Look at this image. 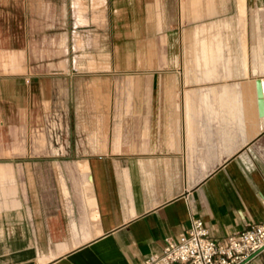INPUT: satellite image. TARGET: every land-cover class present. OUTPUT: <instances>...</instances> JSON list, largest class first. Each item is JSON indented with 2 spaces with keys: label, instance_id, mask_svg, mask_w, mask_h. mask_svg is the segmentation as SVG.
<instances>
[{
  "label": "crops",
  "instance_id": "1",
  "mask_svg": "<svg viewBox=\"0 0 264 264\" xmlns=\"http://www.w3.org/2000/svg\"><path fill=\"white\" fill-rule=\"evenodd\" d=\"M193 217L264 222V0H0V264H138Z\"/></svg>",
  "mask_w": 264,
  "mask_h": 264
},
{
  "label": "built area",
  "instance_id": "2",
  "mask_svg": "<svg viewBox=\"0 0 264 264\" xmlns=\"http://www.w3.org/2000/svg\"><path fill=\"white\" fill-rule=\"evenodd\" d=\"M256 259L264 261V222L216 241L205 221L193 217L183 232L165 239L161 252L138 264H251Z\"/></svg>",
  "mask_w": 264,
  "mask_h": 264
},
{
  "label": "water",
  "instance_id": "3",
  "mask_svg": "<svg viewBox=\"0 0 264 264\" xmlns=\"http://www.w3.org/2000/svg\"><path fill=\"white\" fill-rule=\"evenodd\" d=\"M252 259H253V257H252V258H250V259H249V261H250V260H252Z\"/></svg>",
  "mask_w": 264,
  "mask_h": 264
}]
</instances>
